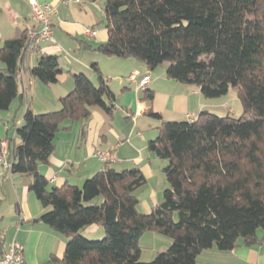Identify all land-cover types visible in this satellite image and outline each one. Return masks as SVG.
Listing matches in <instances>:
<instances>
[{"label": "trees", "instance_id": "obj_1", "mask_svg": "<svg viewBox=\"0 0 264 264\" xmlns=\"http://www.w3.org/2000/svg\"><path fill=\"white\" fill-rule=\"evenodd\" d=\"M102 5L108 31L107 42L98 48L103 54L135 59L150 70L164 67L168 78L198 87L209 99L233 90L243 113L235 118L204 110L193 121L161 123L148 148L167 161L163 171L170 187L143 214L135 192L147 178L139 168L107 166L82 186L67 182L60 187L39 171L66 122L86 127L95 106L113 113L116 96L97 63L92 68L99 84L84 73L74 74V89L60 99L59 110L35 114L27 107L15 137L5 139L8 169L32 179L29 190L50 208L39 220L69 238L61 263L197 264L205 250L261 243L264 0H103ZM30 45L24 32L0 48V113L22 99L20 76ZM28 71L45 85L56 83L62 72L57 55H41ZM153 98L154 92L146 90L142 99ZM148 115L161 119L153 110ZM17 138L20 143L12 146ZM95 224L104 228L103 240L83 236ZM146 232L171 240L150 262L141 260L140 238Z\"/></svg>", "mask_w": 264, "mask_h": 264}, {"label": "crops", "instance_id": "obj_2", "mask_svg": "<svg viewBox=\"0 0 264 264\" xmlns=\"http://www.w3.org/2000/svg\"><path fill=\"white\" fill-rule=\"evenodd\" d=\"M39 1L57 10L52 18L54 42L42 43L27 56L20 76L22 99L13 102L7 118L2 120L11 123L14 107V116L22 110L19 125L24 123L27 107L35 114L59 110L60 99L74 89V74L84 73L99 84L92 68L93 63H97L116 96L113 113L95 106L86 127L83 123H65V129L56 135V147L49 162L41 164L39 171L53 186L60 187L67 182L80 186L107 167L95 156L96 152L111 151L117 159L111 167L119 171L139 168L147 178V183L135 195L143 212L149 214L167 189L163 171L167 161L148 148L149 141L158 136L161 123L189 121V115L197 119L204 110L237 118L241 113L238 98L230 91L223 97L209 99L198 87L168 78L164 67L150 70L135 59L103 54L98 48L108 40L105 16L91 0H70L68 4L69 0ZM34 26L32 10L26 0H0V48L5 41L18 38L24 32L30 33ZM87 29H96L97 35L89 39ZM41 55L59 57L62 72L52 85L32 78L28 71L37 65ZM132 73L137 74L138 80L150 77L146 90L154 92L152 101L142 99L146 90L139 91L136 84L131 83ZM149 110L159 114L161 119L150 117ZM3 142L8 146V141L3 139ZM31 181L30 177L13 175L10 170L3 172L0 168V249H7L17 240L25 246L26 264H62L69 238L39 220L50 208L44 207L29 190ZM92 227L87 228L89 234L100 233L98 227ZM258 236L262 242L251 246L240 243L231 251L205 250L198 256L197 264H264V231L260 230ZM145 240L152 242V246L149 256L143 258ZM170 244L169 238L156 232L144 233L140 238L142 260L155 259Z\"/></svg>", "mask_w": 264, "mask_h": 264}, {"label": "built area", "instance_id": "obj_3", "mask_svg": "<svg viewBox=\"0 0 264 264\" xmlns=\"http://www.w3.org/2000/svg\"><path fill=\"white\" fill-rule=\"evenodd\" d=\"M32 10V20L35 24L34 28L29 33L31 38L30 52L36 51L40 45L45 42H54L53 36V21L52 18L57 14V10L49 3H43L39 0H26ZM103 0H96L94 3L98 5L101 12L104 14L102 5ZM67 4L70 3L66 2ZM87 37L93 38L97 35L96 29H87ZM131 83L136 84L139 91H145L149 83L150 77L145 76L141 80L137 79V74L132 73L129 76ZM190 121L194 120L193 115H189ZM2 161L5 167L8 168L7 163V143L1 144ZM95 156L106 166H111L117 162V159L111 151H97ZM0 264H26L25 261V246L17 240H13L7 249H0Z\"/></svg>", "mask_w": 264, "mask_h": 264}, {"label": "rangeland", "instance_id": "obj_4", "mask_svg": "<svg viewBox=\"0 0 264 264\" xmlns=\"http://www.w3.org/2000/svg\"><path fill=\"white\" fill-rule=\"evenodd\" d=\"M231 94H234V96H236V98H238V100H239V105H238V109H240L241 108V113H243V105H242V103H241V101H240V99H239V97H238V95H237V93L235 92V91H231ZM15 107H14V111L12 112L11 111V116H13V121H11V123H9V124H7L6 122H4L2 119H6L7 117V115L9 114L8 113V111H2L1 113H0V138H2V139H6L7 138V136H9L8 138L11 140V139H13L14 137H15V134H16V126H18L19 125V121H20V119H21V116H22V110L21 111H19L18 112V114H16V116H14L15 115ZM238 114L237 115V118H239L242 114ZM213 114H215V115H219V116H224V114H216V113H213ZM66 123H68V124H70V122H66ZM18 143H20V141H19V139L17 138L16 139V141L15 142H13L12 143V146L14 145V144H18ZM12 159V158H11ZM7 161V163L9 162L8 160H6ZM9 164V163H8ZM0 168H1V170L3 171V172H6V171H8L9 169L8 168H6L5 167V164H4V162L2 161V155H1V152H0ZM85 181V180H84ZM84 181L81 183V184H79L80 186H82L83 185V183H84ZM166 183H167V188H169L170 187V185H169V183L167 182V180H166ZM141 189V188H140ZM135 194H137V191L135 192ZM142 197H144V196H142L141 195V201H144V199L145 198H142ZM143 207H142V205L140 204L139 205V211L141 212V213H143V214H145L144 212H143V209H142ZM96 227H98L99 228V230H100V233H94V234H89V231L86 229L85 231H83V236L84 237H86L87 239H89V240H103L104 239V237H105V231H104V228L101 226V225H97V224H95V225H93V227L92 228H96ZM143 245H145V250H143V258H146V257H148L149 256V251H150V247L152 246V242H150V241H148V240H145L143 243H142ZM154 257V256H153ZM149 259V258H148ZM154 258H152L151 260H149V261H146V262H150V261H152ZM141 260H142V258H141ZM143 261V260H142Z\"/></svg>", "mask_w": 264, "mask_h": 264}]
</instances>
